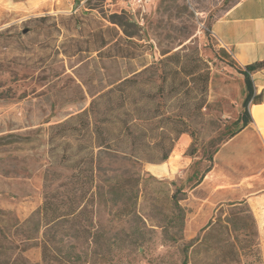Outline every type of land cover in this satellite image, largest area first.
Wrapping results in <instances>:
<instances>
[{
  "label": "rangeland",
  "instance_id": "1",
  "mask_svg": "<svg viewBox=\"0 0 264 264\" xmlns=\"http://www.w3.org/2000/svg\"><path fill=\"white\" fill-rule=\"evenodd\" d=\"M239 1L0 0V211L23 222L47 195L63 210L72 198L85 217L58 229L89 231L76 240L89 256L114 248L88 264H182L185 248L187 264H264V202L232 187L264 181V148L253 136L252 151L237 154L243 136L226 139L246 91L211 34ZM183 65L207 76L205 91L170 73L159 88L162 70ZM124 79L134 82L107 96ZM250 114L263 124L259 109ZM107 119L125 157L90 140ZM23 257L40 263V249Z\"/></svg>",
  "mask_w": 264,
  "mask_h": 264
},
{
  "label": "trees",
  "instance_id": "2",
  "mask_svg": "<svg viewBox=\"0 0 264 264\" xmlns=\"http://www.w3.org/2000/svg\"><path fill=\"white\" fill-rule=\"evenodd\" d=\"M169 62L168 60H166ZM164 67L167 63L160 61ZM230 66L236 69V71L243 77V82L245 86V96L241 103V112L237 119L233 122L234 130L229 131L226 139H232L243 129H245L251 122V117L248 111V106L250 104H258L261 99L260 96L255 95L253 80L251 75L257 71L264 69V60L256 61L252 64L245 65L243 67L239 66L236 62L231 63ZM183 65L172 72L169 70H162L158 76L160 80V89L165 82L169 80V73L174 77L184 74L186 77H191L194 81L201 80L202 89L205 91L207 85V76L196 68H185ZM133 80L124 79L119 85L113 87L107 93L110 97L116 88L125 86L126 84L133 83ZM102 96L95 98L91 103V111L95 110L98 106V101ZM111 100V99H109ZM112 111V107L108 109ZM161 120H157L154 123L159 124ZM126 123V122H125ZM112 122L107 119L104 121L95 122L92 126L91 138L90 140L94 143V148L98 149L101 154L112 156L113 155H126V152L118 150L114 146V136L111 132L110 126ZM157 126V125H156ZM192 137V135H191ZM222 140L218 141L216 145H219ZM217 148H214L212 152H208L207 161L208 165L204 168L201 174L197 177L193 186L199 185L204 177L212 169V156L216 152ZM194 149H191L190 156L194 154ZM89 163L93 162V153L90 154ZM167 159V154H164L161 161ZM92 175V173H91ZM72 192V191H70ZM85 192H82L83 196ZM178 191L172 195L174 201V208L177 211V219H180L182 209L177 203ZM68 207L63 210L61 203H56L52 201V197L47 195L41 206V208L30 218L23 222H19L0 211V264H33L30 263L23 254L32 247H38L40 249V263L36 264H88L92 257L93 261L96 262L95 256H97L100 263L110 261L108 256L113 253V247L110 245L104 250L94 249L92 254L89 256L85 250L77 245L76 240L87 239L91 233L87 230H60L58 226L63 224L73 223L77 217H85L84 213H79L76 215L71 208L73 204V199L69 198ZM84 220H87L86 218ZM4 222H12V224L5 225ZM187 248L184 249V260L182 264H187L186 258ZM90 259H89V258ZM94 263V262H93Z\"/></svg>",
  "mask_w": 264,
  "mask_h": 264
},
{
  "label": "crops",
  "instance_id": "3",
  "mask_svg": "<svg viewBox=\"0 0 264 264\" xmlns=\"http://www.w3.org/2000/svg\"><path fill=\"white\" fill-rule=\"evenodd\" d=\"M211 34L215 41L223 49L228 51L234 61L241 67L252 64L256 61L264 60V0H241L229 10H227L219 19L213 22ZM255 82L254 87L258 91H264V69L251 75ZM256 78V79H255ZM257 93V92H255ZM256 107L260 111L262 125L258 124L255 118L250 114V107ZM248 111L252 122L232 139L233 143L243 136L242 145L236 151L241 154L242 150L249 153L255 146V141L259 142L264 148V100L261 99L258 104H250ZM234 147V146H233ZM235 192L243 195L239 200L249 202H264V181L249 182L232 186ZM232 188V189H234ZM262 215L264 216V209Z\"/></svg>",
  "mask_w": 264,
  "mask_h": 264
},
{
  "label": "built area",
  "instance_id": "4",
  "mask_svg": "<svg viewBox=\"0 0 264 264\" xmlns=\"http://www.w3.org/2000/svg\"><path fill=\"white\" fill-rule=\"evenodd\" d=\"M153 0H127L128 4L134 8H142Z\"/></svg>",
  "mask_w": 264,
  "mask_h": 264
},
{
  "label": "water",
  "instance_id": "5",
  "mask_svg": "<svg viewBox=\"0 0 264 264\" xmlns=\"http://www.w3.org/2000/svg\"><path fill=\"white\" fill-rule=\"evenodd\" d=\"M263 100H264V95H263Z\"/></svg>",
  "mask_w": 264,
  "mask_h": 264
}]
</instances>
